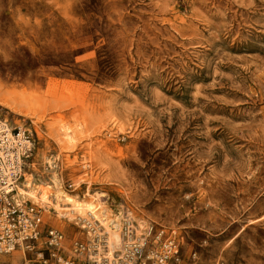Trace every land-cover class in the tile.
<instances>
[{"label": "rangeland", "instance_id": "obj_1", "mask_svg": "<svg viewBox=\"0 0 264 264\" xmlns=\"http://www.w3.org/2000/svg\"><path fill=\"white\" fill-rule=\"evenodd\" d=\"M0 116L36 133L26 177L55 203L23 199L67 255L90 231L56 180L111 237L128 209L178 228L184 264H264V0H0Z\"/></svg>", "mask_w": 264, "mask_h": 264}, {"label": "built area", "instance_id": "obj_2", "mask_svg": "<svg viewBox=\"0 0 264 264\" xmlns=\"http://www.w3.org/2000/svg\"><path fill=\"white\" fill-rule=\"evenodd\" d=\"M36 143L31 125H14L0 116V254L21 249L28 252L24 264H184L178 228L156 222L140 226L128 209L114 225L113 237L98 219L81 220L90 238L76 241L75 255H67L65 234L52 227L44 230L42 207L20 198ZM68 187L75 189V184Z\"/></svg>", "mask_w": 264, "mask_h": 264}, {"label": "bare ground", "instance_id": "obj_3", "mask_svg": "<svg viewBox=\"0 0 264 264\" xmlns=\"http://www.w3.org/2000/svg\"><path fill=\"white\" fill-rule=\"evenodd\" d=\"M21 111H23V110H21ZM54 167L56 168L57 166L55 165ZM55 173L57 174V171H55ZM27 179L28 178H26L24 185L19 187V189H20L19 194H20L21 198H23L25 196L35 197L37 195V193L41 192V196H42V198L46 204L55 203L54 200H53V202H51L52 199L50 198V196L52 195V193L50 192L49 189L46 188L42 191L41 190L38 191L39 189H37V187L33 186L34 180H37L35 175L30 177L28 179V181H27ZM54 185H55L54 187L56 189H55V194L53 195V197H55V199L59 200L56 203V208L58 209L59 213H61L60 221L62 223H64V220L67 218H68V221H75V220H79V219L80 220H86L89 218V216H91L95 219H98L99 218V214H98L99 211L103 210V211H101V214L104 213L105 217L103 216L104 218L100 219V220L105 224V226H106L105 228L110 230L109 221H108L109 220V217H108L109 213H107L106 209H104V207H102L101 203H96L95 198H94L95 200H92V201H83V200H80L79 197H77V196H74L75 198L72 196H66V194L63 191L62 187L60 186V182L58 180H56ZM62 198H64V200L66 202L64 201V203H60ZM47 207H49V206H47ZM118 217H120V216L117 214L115 218L111 219L110 223L118 225V223H119Z\"/></svg>", "mask_w": 264, "mask_h": 264}, {"label": "crops", "instance_id": "obj_4", "mask_svg": "<svg viewBox=\"0 0 264 264\" xmlns=\"http://www.w3.org/2000/svg\"><path fill=\"white\" fill-rule=\"evenodd\" d=\"M27 178V177H26ZM26 180V179H25ZM25 182V181H24ZM24 182H23V185H24ZM27 200H30V199H27ZM31 201V200H30Z\"/></svg>", "mask_w": 264, "mask_h": 264}]
</instances>
